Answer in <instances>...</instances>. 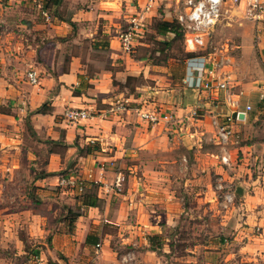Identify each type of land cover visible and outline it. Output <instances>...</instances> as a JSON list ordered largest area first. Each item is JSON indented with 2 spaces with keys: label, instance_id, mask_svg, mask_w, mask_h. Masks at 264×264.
<instances>
[{
  "label": "crops",
  "instance_id": "crops-1",
  "mask_svg": "<svg viewBox=\"0 0 264 264\" xmlns=\"http://www.w3.org/2000/svg\"><path fill=\"white\" fill-rule=\"evenodd\" d=\"M184 2L0 0V264H213L223 251L215 243L227 239L193 232L177 250L169 235L222 209L217 177L242 189L221 215L237 230L224 244L227 260L264 252V139L247 135L256 132L253 108L242 112L248 93L192 86L228 79L209 65L194 70L187 59L202 50L160 27L177 25ZM148 4L143 36L122 50L117 32ZM248 43L240 38L242 49ZM30 69L38 84L27 81ZM116 103L123 109L110 111ZM69 107L88 116L70 121ZM154 110L172 121L139 114ZM222 124L233 132L227 142L217 137ZM29 165L36 202L17 179ZM72 167L76 185L60 184ZM13 179L16 188L5 185Z\"/></svg>",
  "mask_w": 264,
  "mask_h": 264
},
{
  "label": "rangeland",
  "instance_id": "rangeland-1",
  "mask_svg": "<svg viewBox=\"0 0 264 264\" xmlns=\"http://www.w3.org/2000/svg\"><path fill=\"white\" fill-rule=\"evenodd\" d=\"M238 5L239 3L234 0H223L221 16L207 37L206 47L200 50H202L201 53L210 52L212 57L218 62L216 69L217 74L221 77H227L228 89L231 93H248L244 102H249L250 107L253 108L251 113L254 115V122L252 123L255 126L254 130L256 132L250 131L253 130V128L250 127V130H247L250 131V133L247 135L249 137L253 136V139H264V18L253 19L245 14L246 12L243 11L245 10L243 5L242 7ZM241 37L249 40L247 44L248 47L245 49L240 47ZM175 47L179 50L181 49L179 42H176ZM244 132L245 131H243L242 134H244ZM3 156L4 155L0 152V162ZM11 158V155H8V159ZM25 170L23 172L25 176L17 175L20 184L19 187L25 190L32 200L36 202L41 198L36 194L39 188L33 184V176L34 173L37 172L36 166H26ZM74 171L77 172L78 169L75 167L65 169L61 172V175L69 174ZM5 185L16 188L15 179L8 180V183ZM60 189L61 187L57 186V189L54 191H57L59 194L61 190H63ZM236 197L238 198L237 195ZM235 202H238V200H235ZM225 210L224 208H219L216 213L207 212L205 216L200 217V225L184 222L180 229L176 228V230H172L169 236L170 240L172 239L171 245L173 249L177 248V250H181L184 245L189 246L192 241L191 236L193 232L200 233L201 236L204 234L207 235L210 232L216 237V241L220 238L227 239V241H223L222 243H215L216 246H218V248H215V251H223L219 256L209 258L208 261L210 263L264 264V252L258 256V259H241L237 255L227 260L224 254H228V248L225 247L224 244L234 237L235 234L233 233H237V230L231 228L233 224H235L234 222L228 225L222 222L223 217L221 215H223ZM206 219L210 221V226L206 225ZM221 222L223 224H221ZM253 232L257 235L262 233L261 230L257 228L254 229ZM262 237L264 239V236ZM244 239L247 238L244 237Z\"/></svg>",
  "mask_w": 264,
  "mask_h": 264
},
{
  "label": "built area",
  "instance_id": "built-area-1",
  "mask_svg": "<svg viewBox=\"0 0 264 264\" xmlns=\"http://www.w3.org/2000/svg\"><path fill=\"white\" fill-rule=\"evenodd\" d=\"M238 3H244L245 12L247 15L253 19H260L264 12V5L262 0H234ZM223 0H185L184 9L178 11L175 19L177 23L181 26L184 36V43L186 46L192 49H203L206 47L207 37L218 22L221 16V7ZM150 8L148 4L142 11L135 15L130 16L126 25L120 28L117 32V37L120 42L122 50L130 52L133 47V43L141 38L146 30L147 23L144 13ZM188 63L195 70L206 68L208 65L209 72L212 69H217L218 62L212 57L210 52L200 53L195 57L187 59ZM26 79L30 84H38L40 81V75L34 69H30L26 72ZM227 80L222 79L217 81L215 84L211 79L200 81L199 83H194L192 86L198 89L210 90L213 94L214 90L226 91ZM122 103H116L111 108L110 111L116 112L119 109H123ZM251 109L250 105H246L245 110L242 112L249 111ZM141 118L148 123H158L164 120L165 123L172 121V117L166 113H159L158 111H140ZM64 116L70 121H78L79 119L88 116L85 109L69 107L64 111ZM237 116V115H236ZM233 134L232 129L227 125H219L217 137L220 142H227L229 137ZM220 161L224 165L230 164V158L228 154L220 157ZM77 172H71L67 177H61L59 180L60 184H66L68 186L74 187L78 179ZM123 178L120 173L117 174L115 179V185L120 186ZM214 188L216 190V197L219 205L227 209L229 206H234L236 200V191L232 183L222 180L217 177ZM97 247L99 244L96 245Z\"/></svg>",
  "mask_w": 264,
  "mask_h": 264
},
{
  "label": "trees",
  "instance_id": "trees-1",
  "mask_svg": "<svg viewBox=\"0 0 264 264\" xmlns=\"http://www.w3.org/2000/svg\"><path fill=\"white\" fill-rule=\"evenodd\" d=\"M160 27H162L166 32H173L174 33V37L172 38H181L183 35V31L181 26L177 23V25L173 24V23H167V22H163L160 24ZM165 42V43H164ZM163 43L166 45L170 44V41H164ZM158 235H153L152 237L149 238V241L151 244V246H153V243H155L158 239ZM48 264H59L57 262L52 261L51 259H48ZM66 264V263H65Z\"/></svg>",
  "mask_w": 264,
  "mask_h": 264
},
{
  "label": "water",
  "instance_id": "water-1",
  "mask_svg": "<svg viewBox=\"0 0 264 264\" xmlns=\"http://www.w3.org/2000/svg\"><path fill=\"white\" fill-rule=\"evenodd\" d=\"M234 116H238L239 118H243V113L242 112H235L233 114ZM236 193L238 194H242V189L240 187H238L237 189H235Z\"/></svg>",
  "mask_w": 264,
  "mask_h": 264
}]
</instances>
